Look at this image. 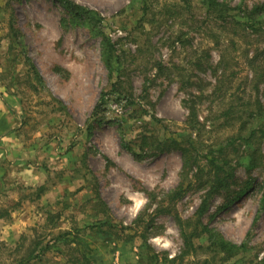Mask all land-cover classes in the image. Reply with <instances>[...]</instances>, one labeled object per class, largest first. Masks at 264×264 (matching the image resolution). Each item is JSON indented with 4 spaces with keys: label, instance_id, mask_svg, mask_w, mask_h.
<instances>
[{
    "label": "rangeland",
    "instance_id": "rangeland-1",
    "mask_svg": "<svg viewBox=\"0 0 264 264\" xmlns=\"http://www.w3.org/2000/svg\"><path fill=\"white\" fill-rule=\"evenodd\" d=\"M224 1L219 18L204 0H0V264H264V0ZM222 58L235 77L219 87ZM169 138L233 158L184 257L175 216L193 217L206 189L161 204L183 165Z\"/></svg>",
    "mask_w": 264,
    "mask_h": 264
},
{
    "label": "trees",
    "instance_id": "trees-1",
    "mask_svg": "<svg viewBox=\"0 0 264 264\" xmlns=\"http://www.w3.org/2000/svg\"><path fill=\"white\" fill-rule=\"evenodd\" d=\"M184 3H188L190 0H183ZM64 5L69 9L73 10L74 17L76 20H79L80 25H86L89 23L91 18L90 16H86L83 13V9L78 6H73L69 2H65ZM204 5L208 8H215L219 9L216 13L217 17L224 18L225 14L229 10H223V8L228 7V4L224 0H204ZM261 11L259 8H254V10L247 13V16L242 17L241 21L235 20V22L240 26H248L255 22V17L257 13ZM210 15V14H208ZM261 17V16H260ZM257 23H260L259 20ZM100 35V34H97ZM103 49L101 53V58L103 63L105 64L108 70H112L116 62V54L113 45L103 39ZM118 59V58H117ZM258 59V56L255 55L250 63L252 68L255 72L258 70V66L254 63ZM31 60L29 59V62ZM31 63V62H30ZM224 63V58H222L221 65H220V74L218 75V84L219 87L227 86L234 84V73H228V68H233V66L229 64H225V67H222ZM38 75V74H37ZM39 77V75H38ZM191 99H187L184 102L185 107L189 111V115L185 124L187 128L190 130L195 131L198 135L199 128V120L197 119V111L195 108L196 100H201L202 95L198 98L193 94L190 95ZM264 133L263 131H260ZM254 136L253 130L250 132L249 137L247 138L248 144L250 140ZM168 142V143H166ZM166 142H161L162 145H170L175 150L181 152L183 158V165L181 171V181L179 184L169 191L168 193L164 194L161 200V204H165V206H173L177 202L181 201L192 189H206L205 195H203V199L194 214L193 217L183 220L175 216V220L179 226L180 235L184 244L182 256H187L190 254H195L197 247L194 244V240L201 236L203 233H207L209 230L203 224L201 218L206 213L208 209V201L211 198L212 194L214 193H229L230 191V178L233 177V166L231 165L230 156L226 153L224 147L220 146L218 149L214 150V152H207L204 153L197 148V141L193 138L190 142H180L177 139H167ZM261 189L264 190V183L261 186ZM160 207V206H159ZM164 207V206H162ZM260 208L264 209V192L263 197L260 203ZM161 212L170 213L171 210L168 208L159 209ZM210 232V231H209ZM211 234V233H210ZM213 235H211L212 237ZM220 247L225 253L233 254V250H242L244 245L236 246L228 243L223 237H220L219 240ZM48 249V248H47Z\"/></svg>",
    "mask_w": 264,
    "mask_h": 264
},
{
    "label": "crops",
    "instance_id": "crops-1",
    "mask_svg": "<svg viewBox=\"0 0 264 264\" xmlns=\"http://www.w3.org/2000/svg\"><path fill=\"white\" fill-rule=\"evenodd\" d=\"M0 110H1V104H0ZM3 113V112H2ZM6 112H4L3 114L6 116V117H8V115L7 114H5ZM8 113L9 114H11V112L8 110ZM12 115V114H11ZM2 117H1V113H0V119H1ZM4 125H6V124H3V126ZM0 136H2V137H0V138H2V139H7L8 137H9V135L8 134H6L5 132L4 133H2L1 132V130H0ZM4 166V168L6 167L5 165H3Z\"/></svg>",
    "mask_w": 264,
    "mask_h": 264
}]
</instances>
